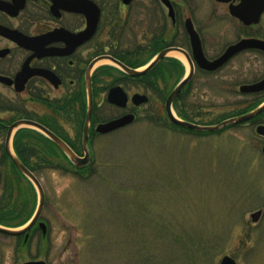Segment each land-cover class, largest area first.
Returning a JSON list of instances; mask_svg holds the SVG:
<instances>
[{"label": "rangeland", "instance_id": "rangeland-1", "mask_svg": "<svg viewBox=\"0 0 264 264\" xmlns=\"http://www.w3.org/2000/svg\"><path fill=\"white\" fill-rule=\"evenodd\" d=\"M196 5L205 12L209 1L191 0ZM214 27L232 38L240 25L230 19ZM255 28L264 33V12ZM212 98L188 97L180 110L194 123H218L227 112L220 91ZM253 139L238 128L190 132L155 114L100 137L83 171L37 140L46 234L37 229L18 244L0 233V264H219L226 255L236 264H264V157L249 148ZM21 188L33 213L38 191L25 181Z\"/></svg>", "mask_w": 264, "mask_h": 264}, {"label": "flooded vegetation", "instance_id": "flooded-vegetation-1", "mask_svg": "<svg viewBox=\"0 0 264 264\" xmlns=\"http://www.w3.org/2000/svg\"><path fill=\"white\" fill-rule=\"evenodd\" d=\"M168 1L169 6L161 0H0V156L9 126L31 121L56 135L81 159L87 149L89 165L100 137L124 132L150 115L166 116L165 101L190 68V79L172 101L175 111L188 97L212 101L217 90L227 112L224 120L264 105V45L242 49L220 67L207 68V62L242 39L264 41L257 24L243 25L229 14L230 4L241 0H208L205 12L197 5L190 7L191 0ZM230 19L240 25L232 38L227 30L214 27ZM187 21L196 34L193 42ZM162 52L153 68L137 77L111 61L141 69ZM169 78H174L173 85L166 89ZM111 90L114 101L108 100ZM89 91L91 112L84 141ZM160 101V109L150 108ZM121 118L129 122L110 131L97 130ZM258 127H264V109L225 129L252 131L256 148H249L264 157V135ZM40 136L71 163L53 141L27 126L13 132L11 147L15 141L21 151L29 148L24 154L30 155L29 164H36L34 150ZM37 229L35 224L27 238L17 236L18 244L29 243Z\"/></svg>", "mask_w": 264, "mask_h": 264}, {"label": "water", "instance_id": "water-1", "mask_svg": "<svg viewBox=\"0 0 264 264\" xmlns=\"http://www.w3.org/2000/svg\"><path fill=\"white\" fill-rule=\"evenodd\" d=\"M161 1L166 6H169L168 0H161ZM216 1L224 2V3L230 2V0H216ZM263 11H264V0H241V2L238 5L235 6V5L230 4V6H229V14L232 17H235L236 19H238L244 25H250V24L258 23L260 16H261ZM188 22L189 21H187V28L186 29H187V31L191 37V40L193 42L194 38H196V34L193 31L190 22H189V25H188ZM260 45L261 46L264 45V41L257 40V39H242L238 43H236L235 45L230 46L225 51V53L221 57L216 59L215 61L210 62V63L207 62V68L208 69H216V68L220 67L225 61H227L230 58V56L233 55L234 53H236L242 49L248 48V47H259ZM163 56H164V52L160 53L151 63H149L147 66H145V68H143L142 70L130 69V68H127L124 65L116 62L113 59L112 60L110 59V60L113 63L120 66L124 71L127 72V74L134 76V77H137V76L144 75L145 73L150 71L153 68V66ZM191 73H192V68H190L188 75L185 76L183 78V80L171 91V93L168 95V97L165 101L166 115H167L168 119L175 125H178L180 127L186 128V129L191 130V131L211 132L212 133V132H216V131L226 127L229 124L241 123V122L249 119L253 115L261 112L264 109V105H262L247 115L229 118V119H226V120H224V121H222L216 125L202 126V125H197V124L185 121V120H181L173 114V111L171 109V105H172V101H173L174 97L176 96V94L181 90V88L190 79ZM263 85H264V82H263ZM261 86H262V84H261ZM108 100L114 101L112 90L108 94ZM88 109L89 110L87 111V117H86V119H87L86 128H85L84 133H83L84 141H86V138H87V123L90 119V112H91L90 91H89V108ZM128 122H129V120H125V119L121 118V119L115 120L113 122H110L108 124L101 125L97 128V130L102 131V132L110 131V130L118 128V127H120V126H122ZM21 125H26V126L35 128L38 131H40L41 133H43L45 136H47L51 141H53L69 157V159L75 164L76 167L84 166L87 164V162L89 161V153L87 152V149H84V151H85L84 158L81 159V158L77 157L75 155V153L65 143H63L57 136H55L52 132H50L45 127H43L37 123L31 122V121H18V122L13 123L11 126H9L7 136H6V141H5L6 152L10 156L11 161L14 164V166L17 168V170L20 171L36 188V190L38 191V200H37V205H36V208H35L33 215L31 216L30 220L22 228H20V229H9V228H5V227H0V233L10 235V236H19V235L25 234V238H27V235H28L27 232L40 219V216H41V213H42L43 207H44L45 198H44L43 188H42L39 180L35 177V175L32 172H30L19 161V159L17 157H15V155H13L11 153V151L9 149V141H10L11 134L15 129H17ZM257 132L261 135H264V127H258ZM263 151H264V149H263ZM81 161H84V162L81 163ZM37 226H38V228L41 229L42 235H45L46 234V225L43 222L39 221L37 223ZM20 264H46V263L44 261L38 260V261H27V262H23ZM219 264H236V263L233 260V258L226 255V256L222 257Z\"/></svg>", "mask_w": 264, "mask_h": 264}, {"label": "trees", "instance_id": "trees-1", "mask_svg": "<svg viewBox=\"0 0 264 264\" xmlns=\"http://www.w3.org/2000/svg\"><path fill=\"white\" fill-rule=\"evenodd\" d=\"M176 113L184 120L192 121L186 114L181 110H177ZM18 135V134H16ZM16 137V136H15ZM39 141L43 142V147L51 149L53 152L56 149L48 146L46 139L44 140L41 136L38 138ZM22 151L18 148L14 141L13 150L16 157L21 161V163L31 172L34 173L35 166L28 163L30 155H25L24 152H30L29 148ZM22 152V153H21ZM69 163V162H68ZM71 165V164H70ZM86 167H82L83 171ZM80 169V168H79ZM2 170H5L3 173ZM25 181L31 193H34V187L30 181L14 166L11 162L9 156L4 149H1L0 156V225L8 228H16L27 222L31 217L29 210H26L28 205L27 191L22 190L21 182ZM18 182V183H17Z\"/></svg>", "mask_w": 264, "mask_h": 264}, {"label": "bare ground", "instance_id": "bare-ground-1", "mask_svg": "<svg viewBox=\"0 0 264 264\" xmlns=\"http://www.w3.org/2000/svg\"><path fill=\"white\" fill-rule=\"evenodd\" d=\"M170 55L173 56V57H175V58H178V59L182 60V58H181L180 55H177L175 53H171Z\"/></svg>", "mask_w": 264, "mask_h": 264}]
</instances>
